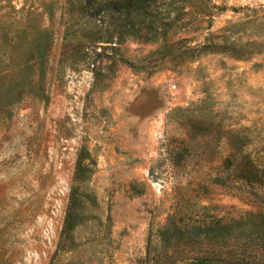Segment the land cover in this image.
Instances as JSON below:
<instances>
[{"label": "rangeland", "instance_id": "obj_1", "mask_svg": "<svg viewBox=\"0 0 264 264\" xmlns=\"http://www.w3.org/2000/svg\"><path fill=\"white\" fill-rule=\"evenodd\" d=\"M97 2L0 0V264H185L264 208V0L146 37Z\"/></svg>", "mask_w": 264, "mask_h": 264}, {"label": "trees", "instance_id": "obj_2", "mask_svg": "<svg viewBox=\"0 0 264 264\" xmlns=\"http://www.w3.org/2000/svg\"><path fill=\"white\" fill-rule=\"evenodd\" d=\"M187 1L190 0H98L97 3L91 4L90 13L96 16L102 10H106L108 16L121 17L118 26L120 35L123 36L127 32L141 35L143 32H140L141 26L138 24L143 19H148L143 25L147 31L156 33L160 30L156 24L159 18L156 17L181 16L182 13H188L185 12L183 5ZM194 2L197 13H211L207 0H194ZM189 6L192 7V4ZM210 6L216 4L210 3ZM168 24L167 19H163V31ZM142 35L146 37V32ZM206 46L207 44H201L202 48ZM253 168L254 172L239 169L238 173V177L244 178L251 186L256 180L255 174L264 175V168L255 166ZM262 199L264 201V197ZM203 207L206 209L205 206ZM202 215V224L191 227V232L195 230L202 232L200 240L202 253L185 264H264V208L244 218L231 219V221H224L222 215H215L209 211H204ZM168 238L166 235L165 240ZM185 240L188 244L194 243V238L191 236ZM171 243L172 241L167 245Z\"/></svg>", "mask_w": 264, "mask_h": 264}]
</instances>
